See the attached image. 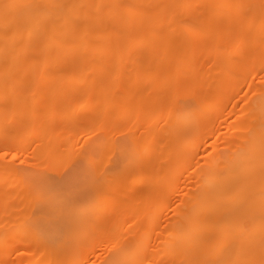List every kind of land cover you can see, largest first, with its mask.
<instances>
[{
  "label": "bare ground",
  "instance_id": "1",
  "mask_svg": "<svg viewBox=\"0 0 264 264\" xmlns=\"http://www.w3.org/2000/svg\"><path fill=\"white\" fill-rule=\"evenodd\" d=\"M199 10L204 11V22L209 24H214L220 16L228 19L225 31L236 25L232 48L218 51L219 58L213 66L218 80L214 85L213 81L203 80L204 74L196 68V58L188 62L183 55L191 52L200 40L190 42L185 48L179 46L184 37L193 33L191 28L195 19L191 15ZM244 11L248 13L245 17L241 16ZM185 13L189 17L188 26L182 28L179 20ZM260 14H264V4L257 0H0L2 153L18 143L33 142L46 131L44 122L68 121L76 110L88 112L92 117L104 115V119L94 122L97 130L104 134L88 140L78 158L71 141L65 148L57 150L58 138L46 133L49 138L41 142L42 146L31 158L28 157L31 169L20 170L16 178L11 179L10 175L17 172L15 164H0V188H3L0 194V254L4 253L8 235L11 238L23 236L34 246L35 252L43 254L35 258V264H78L82 247L92 238L94 246L87 254L93 253L99 244L94 238L97 233L94 228L104 233V237L107 229L103 230L101 224L92 228L90 211L103 201L120 195V189L129 178L132 179L131 190L142 185L144 174L134 178L133 162L161 155L162 147L154 149L153 140L161 134L170 139L163 150L164 156L176 152L174 138L178 139V149L193 148L199 140L190 118L200 113L203 118L207 117L209 109L215 110L225 99L227 89L236 78L264 68V53L255 49L247 57L242 50L258 46L264 33V19L261 21ZM215 41L217 37H211L209 44ZM129 52L133 53V58ZM124 61L127 62L125 68L121 66ZM130 74L134 75L136 84L142 77L152 82L159 76L160 81L145 92L146 99L135 105L144 104L149 108L147 114L153 112L147 120L137 119L138 126L146 123L149 130L143 139L127 142L124 135L112 138L106 130L126 118L130 108L126 101L116 116L108 113V109L115 100L111 90L118 80L131 77ZM180 76L188 78L186 91L170 94L169 106L162 110V103L153 98L156 90L176 83ZM255 87L258 92L255 91L249 105L243 107V113L233 122L236 127L244 128L239 142L226 153H219V148L208 155L195 194L187 201L190 206L182 216L170 222L169 227L179 225L182 228L177 232L167 230L169 232L158 245L156 258L178 261L179 264L209 261L264 264V81ZM197 88H200L197 96L209 97L211 105L200 104L196 97L188 101L187 97L194 95ZM59 106L63 107L62 114L58 115L61 118L53 112ZM45 108L50 112L43 117L44 122L30 126ZM157 119L163 121L164 128L153 127ZM71 122L73 119L68 121V128ZM87 124L86 131L90 126L89 122ZM11 130L15 132L8 138ZM138 147L140 151L133 154ZM184 159L174 160L167 170L154 163L155 169L162 168L158 172L161 175L149 182L148 197L152 198V203L156 200L157 212L162 207L164 186L172 185L177 176L175 169L179 165L185 166ZM59 162L65 169L56 177L51 171ZM94 162L99 164L98 171L92 168ZM34 167L43 169L35 171L32 170ZM38 181L54 188L56 194L47 200L40 199L36 192ZM13 185L18 186L17 189L26 188L25 196L20 192L26 204L31 201V209H22V196L19 191L14 192L17 189H11ZM10 196L17 198V205H14L18 211L13 215L14 225L7 229L1 209L8 207ZM143 203L140 205L144 206ZM119 224L117 220H111L107 236H112ZM210 233L211 236L206 238ZM146 238L144 234L140 244ZM121 241L116 242L98 264H126L128 260H136L135 264H139L136 247L122 251L125 241Z\"/></svg>",
  "mask_w": 264,
  "mask_h": 264
},
{
  "label": "rangeland",
  "instance_id": "2",
  "mask_svg": "<svg viewBox=\"0 0 264 264\" xmlns=\"http://www.w3.org/2000/svg\"><path fill=\"white\" fill-rule=\"evenodd\" d=\"M257 2L258 3L262 2L264 4V0H257ZM203 12L199 10V12L196 11V13L191 15L195 19L193 27L192 28L190 27L193 33L187 37H184L179 46L185 48L189 45L190 42L194 40H200L198 41V44L192 49L191 52L183 53L182 51V53L184 57H186L188 62L189 60L196 58L198 64L196 68H198L197 70H199L204 74L203 80L207 82L213 81L211 83L212 85H214V83L218 80V77L215 76L216 69L215 67H213L215 66V62H216L215 60L219 58L218 54L221 50H227L229 48H232V42L235 37L236 25L233 24V29H229L225 31L228 27V19L220 16L214 24H209L204 22V18L206 14H204ZM242 14L243 15L241 16L243 17L248 15V13L247 12L245 13V11ZM187 17L188 14L185 13L181 16V20H179V22H181L182 28L188 26L187 22L189 17L188 18ZM259 17L260 19L262 17L261 19L262 21L264 19V14H260ZM1 19L2 17L0 18V20ZM214 36L217 37V41L209 44L211 37ZM243 46L246 47L245 45L242 44V47ZM184 48L182 50H184ZM249 48L247 47L245 49H242L244 56L248 57L250 55L249 53L251 51H254L255 49L258 50V53H264V33L260 36V39L258 41V46H256L255 48L254 47H249ZM129 56L130 58H133L134 55L132 52H129ZM125 63L127 65L126 61L122 62L121 64V66H123L124 68L126 66ZM142 72H140V74H143ZM208 73L214 75L210 76ZM130 75L131 77H126L124 78V80L123 79L120 81L118 80L117 84L115 83L116 86L114 90H111L112 92L114 91L115 100L113 106H111L110 109H108V113L114 114L116 116L120 112L123 101H126L127 103L130 104V108L128 109L126 114V118L125 120L121 121L119 124L117 123V125L115 126H113L114 125L113 124L112 125L113 127L112 126L107 127L106 130V133L112 138L121 137L122 135H124V138L126 139L127 142H130L134 138L136 139L138 138V140L143 139L145 137L144 135H146L147 131L149 130L150 127L146 123H145L146 125L142 124V126H138L137 119L138 117L140 118L142 117L141 119L144 118L147 120L151 111L149 114H147L149 112L148 110L149 108L146 105L144 104L139 106H135V105H137V103L140 100L146 99L145 92L152 90L157 85L155 83H158L160 81L159 76L156 78V80L152 82L147 81L142 77L139 84L138 83L136 84L134 82L135 81L134 75L133 74ZM205 76L207 77L205 78ZM180 77L182 78V76ZM180 77L179 79H177L176 83L161 86V88H158L156 90L157 94L153 98L159 100L160 103H162L161 104L163 107L162 110H164V108H167V106H169L171 100L169 98L170 94L174 92L173 94L176 93L179 95V94H184V91H186L185 85L187 83L188 78L180 79ZM239 77L236 78L233 81L232 86H230L227 89L226 97L220 103L221 105L219 104V106L215 110L212 109L213 111L209 109V112L207 113V117L205 116L203 118V115H201L200 113L197 116L195 115L192 118H190L192 123L196 126L197 140H199L193 146V148L185 149V150L178 149L177 148L178 139L174 138L172 141L176 142L174 144L176 152H174V155L172 156H166V155L164 156L163 150H165V146L168 144V142H170V139L166 138L167 136H165L164 134H161L160 137L155 138L152 142V147H154V149L156 147L158 148L162 147L161 148L162 150H160L161 155L156 156L154 159H153L154 156H152L150 158H146L147 160L146 159L143 161L137 160L133 162L132 173L134 174L133 176H135L134 178H138L139 175L141 177V175L144 174L142 185H138L134 189V191L131 190L130 185L132 179L129 178L130 180L128 179L125 182V184L122 187V190L120 189L119 193H121L120 195L122 197L118 194V196L114 197L111 200L103 201L102 203L99 204L98 208H93L90 211L89 213L91 218L90 220L93 223L92 228L96 227V225L98 226L101 224L103 230L104 229L107 230L105 231V237H104V233L101 234L100 231L94 228V230H96L97 233H99V234L96 233V236H94V238L98 239V240L96 239V242L99 243L98 246L96 247L98 252L95 249L93 253L87 254L88 251L93 249L94 241L92 240L93 238L90 239L89 241H86L85 242L86 244L83 246L84 248L82 247L83 252L79 254L78 264H95V263L98 264L108 255V253L111 250V247H114L116 242H120L121 239L125 237L127 238V240L125 238L121 241L122 243L125 241V243L122 246V251L127 250V247L128 248L136 247L139 256L138 261L139 258L141 261L139 264H167V263L179 264L178 261L168 262L164 260L165 258H161V260L159 258H156L157 257L156 252L159 247L158 245L161 244V241H163V236L167 232L171 230L177 232L180 228H182V226L179 225L176 227H169L170 222L182 216L183 213H185L188 207L190 206V203L187 201L188 199L191 198L192 195L195 194L196 183L199 178V175L203 172V169L205 168L204 164L208 160V155L213 150L215 149L218 150L219 148H220L218 150L219 153L222 154L226 153L228 152L229 149L234 148L235 145L239 142L240 133L244 132L243 131L244 128L242 126L236 127L235 123L233 122L234 120L236 122L237 117L243 113L244 108H246V106L249 105L248 103H250L251 99L255 96V91H256L255 86H258V83L259 84L263 83L264 68L251 70L250 72L247 73V76L240 75ZM199 89L200 88H197L195 90L194 95L187 97L188 101L190 102L192 101V98L196 97L200 104L207 102L206 104L209 103L208 105H211L209 97L197 96ZM257 92L258 91H256V93ZM110 94L111 93L108 92L107 95L110 96ZM187 99H185L184 104L187 103L186 102ZM62 110L63 107L59 106L54 108L53 112L56 116H58L62 114ZM41 111H42L41 115H38L39 116V117L37 116L38 118L35 117L36 119L34 118V121L32 122L34 125L31 123L32 125L30 124V126H37L38 124L43 123L44 122L43 117H45V115L50 112L49 108L48 109L45 108L44 110L42 109ZM102 115L103 114L93 116L95 118L94 119L90 113L88 112L85 113L84 111L76 110L74 111V114L69 118L71 121L73 119V122L75 124L71 122V126H69V128L67 125H68V121L70 120L65 121L62 119H55L52 120V122H47V123L44 122L43 124L45 125L46 128L45 132L39 134L33 142H30L27 145H24L23 143H18L14 146H10V149L9 148H8L9 150L7 149L6 153H8V155L6 157L0 155V164L8 165V166L15 164L17 172L12 173L10 175V178L11 179L16 178L20 170H26L28 168L31 169L30 167L31 165L28 161V157L31 158L32 153L35 150H37L40 147L41 142L49 138V136L58 138L57 150H61L65 148L68 145L69 141H71L72 149L75 152L76 158H78L81 151L86 146V142L88 140L92 138L94 139L95 137L104 134L103 131L97 130L98 127L96 126V123H94L95 120L101 121L102 119H104V115L103 116ZM150 116L151 117L153 116V112L150 114ZM58 117L61 118V116ZM88 122L90 126H89V130L86 131L85 127L88 125L87 124ZM154 123L155 126L153 127L155 128L165 127V124L160 119L154 120L153 125ZM91 124L93 126H91ZM15 130H11L9 132L8 138L12 137ZM46 133L47 134L49 133L48 134L49 136ZM60 135L63 136V138ZM3 148L4 146H2V142L0 141V153L4 151ZM139 149L141 148L140 147L136 148L135 150H133L132 153L133 154L138 153L140 151ZM21 151L23 153H21ZM12 155H16L15 160L12 159ZM177 157L185 158L184 159L186 161L185 166L179 165L178 168L176 167L175 169L176 171L175 173H177L176 174L177 176H175L176 181L174 180L173 181L174 184L172 183V185L170 183L168 185H165L166 187L164 186L163 195L161 194L163 198L162 207L157 212L156 200L153 199L154 200V201L152 200L153 203L151 202L152 198L149 199L148 197L149 196L148 192L150 190V189L148 190V188H149V182L155 180L156 175H161V173L158 172H160L162 168L158 170L155 169L153 165L154 163H157V165L164 166L165 170H167L166 167H170L173 164L174 160L178 159ZM160 160L161 163H159ZM42 169H43L42 167L39 168L34 167V169L32 170L36 171ZM64 169L65 167L63 163L60 162L55 163L53 165V169L51 173L52 174L54 173V176L57 177L59 176V174H61L64 171ZM153 169L156 171H153ZM178 170H180V172ZM152 174L154 176H152ZM17 187L13 185L11 189L14 191L15 189H17ZM167 187L169 188L167 189ZM168 190L170 192H168ZM18 191L19 192L21 191L24 196H25L24 192L25 193L27 192L25 187L21 189L19 188L14 192L18 193ZM2 192H3V188H0V194H2ZM21 192L20 195L22 196L21 197L22 205H24L22 209L23 208H26L27 210L31 209V201H28L29 198L26 197V200L28 201V203L26 204V201L23 200L24 197ZM155 192L156 190L154 191V193ZM154 193L152 194V196L155 195ZM146 202H148L149 205H145ZM8 203L10 204L12 203V204L8 205ZM8 203H7L8 207H6V209H1V211L4 217L3 224L5 225V228L10 229L14 225L13 222H15L13 220L14 219L13 215H15V213L18 211L17 206H15L17 205V198L15 199V197L12 198V196H10L8 199ZM141 203H143L144 206L140 205ZM25 204L28 208L25 206ZM130 208H132L131 214L129 213ZM97 211L99 215L97 214ZM96 216L98 217L95 218L94 220L93 218ZM111 220H117L120 224L118 228L112 232V236L111 234L107 236L109 231L107 226ZM1 224L2 223H0V225ZM144 234L147 238L145 241H143L142 244H140L141 243L140 240L143 239ZM8 236L4 242L5 243L4 253L2 251L0 254V255L3 254L2 257L0 256V264H32V263L35 264L33 262L35 258H37V256L40 257L43 256V254L35 252L34 246L30 243L29 240H28L29 242L27 241L28 242L27 243L26 240H24L25 238L23 239V236L20 237L18 235V237L16 236L12 238ZM210 236L211 233L207 234L205 237L209 238ZM110 241L112 244L109 243ZM123 247H125V249ZM135 263L136 260L126 261V264H135ZM40 264H50V263H40Z\"/></svg>",
  "mask_w": 264,
  "mask_h": 264
},
{
  "label": "snow or ice",
  "instance_id": "3",
  "mask_svg": "<svg viewBox=\"0 0 264 264\" xmlns=\"http://www.w3.org/2000/svg\"><path fill=\"white\" fill-rule=\"evenodd\" d=\"M0 155H2L3 157H6L8 155V153L4 152V153H0ZM13 160L16 159V157L13 155L12 157ZM92 168L96 171L99 170V164L98 163H93ZM99 182V181H97ZM36 192L37 195L40 199L42 200H47L50 199L51 197H53L56 194V191L54 188L42 183V182H37V186H36ZM205 264H232V262H228V261H217V262H205Z\"/></svg>",
  "mask_w": 264,
  "mask_h": 264
}]
</instances>
